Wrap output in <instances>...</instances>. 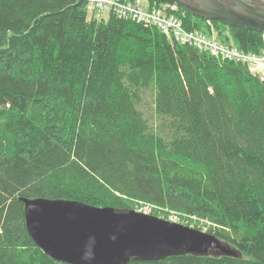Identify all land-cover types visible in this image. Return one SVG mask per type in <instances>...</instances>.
<instances>
[{
    "label": "trees",
    "instance_id": "16d2710c",
    "mask_svg": "<svg viewBox=\"0 0 264 264\" xmlns=\"http://www.w3.org/2000/svg\"><path fill=\"white\" fill-rule=\"evenodd\" d=\"M180 10L187 28L210 27ZM90 16L87 0H0V264H72L29 231L24 199L37 198L152 204L236 253L127 264H264V76L156 26ZM214 24L262 51L261 32Z\"/></svg>",
    "mask_w": 264,
    "mask_h": 264
},
{
    "label": "water",
    "instance_id": "95a60500",
    "mask_svg": "<svg viewBox=\"0 0 264 264\" xmlns=\"http://www.w3.org/2000/svg\"><path fill=\"white\" fill-rule=\"evenodd\" d=\"M177 3L202 18L264 32V6L243 0ZM28 228L53 258L72 264H127L132 257L160 260L218 249L236 254L214 234L136 210L119 211L67 199H24Z\"/></svg>",
    "mask_w": 264,
    "mask_h": 264
},
{
    "label": "built area",
    "instance_id": "2783aa9c",
    "mask_svg": "<svg viewBox=\"0 0 264 264\" xmlns=\"http://www.w3.org/2000/svg\"><path fill=\"white\" fill-rule=\"evenodd\" d=\"M87 3L89 15L92 17H103L104 12H113L119 17L156 26L173 41L191 44L199 51L207 52L214 57H225L245 64L257 73L264 71V44L260 52L248 51L217 39L214 35H209L200 29L187 28L183 18L177 13L176 4H158L150 0H87ZM207 23L213 29L212 22L208 20ZM262 41L264 43V33H262ZM154 208L152 204H141L136 210L154 214ZM185 220L183 222L184 220L178 214L171 218L174 222L189 223V219L185 218Z\"/></svg>",
    "mask_w": 264,
    "mask_h": 264
},
{
    "label": "rangeland",
    "instance_id": "374dc122",
    "mask_svg": "<svg viewBox=\"0 0 264 264\" xmlns=\"http://www.w3.org/2000/svg\"><path fill=\"white\" fill-rule=\"evenodd\" d=\"M111 13H113V12H109V11H108V12H104L102 15H104L103 17L107 18ZM90 17H91V16H90ZM201 27L203 28V26H201ZM261 33H262V32H261ZM219 39L222 40L221 37H219ZM231 40H232V39H231ZM229 43L232 44V45H236V43L234 42V40L229 41ZM259 74L264 75V71L260 72ZM150 102H151V96L149 97V104H150ZM154 210H155V213L157 212V214H154V215H158V216H160V217H162V218L169 219V220H171V218H173V217H175V216L177 215V214L174 213V212H167V211H165V210H163V209H157L156 207L154 208ZM154 210H153V211H154ZM178 216H179L182 220H184L183 222L186 221L185 218H184L185 215L178 214ZM197 223H198V219H197V218H192V221H189V224H190L191 226H194V227H195V225H196ZM203 223H205V222H199L198 225L201 227V226L204 225ZM204 228H205V226H204Z\"/></svg>",
    "mask_w": 264,
    "mask_h": 264
},
{
    "label": "flooded vegetation",
    "instance_id": "af4514ba",
    "mask_svg": "<svg viewBox=\"0 0 264 264\" xmlns=\"http://www.w3.org/2000/svg\"><path fill=\"white\" fill-rule=\"evenodd\" d=\"M178 1H181V2H197V0H178ZM222 1H225L226 3H230V4H235V0H222ZM247 3H250V4H253V5H260V6H264V0H243ZM194 14V13H193ZM196 15V14H195ZM200 17V16H198ZM202 18V17H200ZM204 21H208L209 18H202ZM214 22V21H213Z\"/></svg>",
    "mask_w": 264,
    "mask_h": 264
},
{
    "label": "bare ground",
    "instance_id": "6f19581e",
    "mask_svg": "<svg viewBox=\"0 0 264 264\" xmlns=\"http://www.w3.org/2000/svg\"><path fill=\"white\" fill-rule=\"evenodd\" d=\"M227 25V24H226ZM220 60H229V61H233V60H230V59H228V58H225V57H218ZM247 66V65H246ZM249 69H250V67L249 66H247ZM251 70V69H250ZM252 71V70H251ZM253 73H255V74H259V73H257V72H255V71H252ZM184 225H187V223H184ZM187 226H189V225H187ZM191 226V225H190ZM191 227H193V226H191Z\"/></svg>",
    "mask_w": 264,
    "mask_h": 264
}]
</instances>
